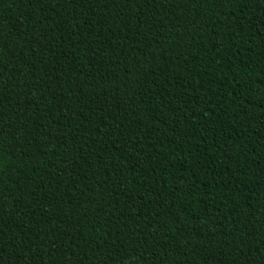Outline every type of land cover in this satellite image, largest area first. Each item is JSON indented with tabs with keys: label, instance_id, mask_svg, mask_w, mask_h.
<instances>
[{
	"label": "trees",
	"instance_id": "trees-1",
	"mask_svg": "<svg viewBox=\"0 0 264 264\" xmlns=\"http://www.w3.org/2000/svg\"><path fill=\"white\" fill-rule=\"evenodd\" d=\"M0 264H264V0H0Z\"/></svg>",
	"mask_w": 264,
	"mask_h": 264
}]
</instances>
